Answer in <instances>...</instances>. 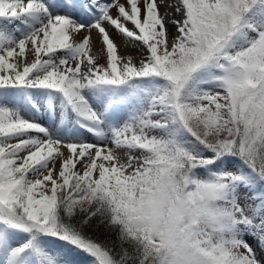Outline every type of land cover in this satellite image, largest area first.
Masks as SVG:
<instances>
[{
	"label": "snow or ice",
	"instance_id": "snow-or-ice-1",
	"mask_svg": "<svg viewBox=\"0 0 264 264\" xmlns=\"http://www.w3.org/2000/svg\"><path fill=\"white\" fill-rule=\"evenodd\" d=\"M78 257L264 264V0H0V264Z\"/></svg>",
	"mask_w": 264,
	"mask_h": 264
},
{
	"label": "bare ground",
	"instance_id": "bare-ground-1",
	"mask_svg": "<svg viewBox=\"0 0 264 264\" xmlns=\"http://www.w3.org/2000/svg\"><path fill=\"white\" fill-rule=\"evenodd\" d=\"M93 43H94V51L95 50H97V49H99V47H100V44H99V42H98V39H97V37H96V34L93 32ZM117 43L118 44H120V48H119V50L122 52V50H123V52L124 51H128V50H130L131 48H125L124 46H123V43H122V41L121 40H117ZM127 53V52H126ZM135 58V57H134ZM28 59L30 60V59H32V56H31V54H29L28 55ZM137 59V58H136Z\"/></svg>",
	"mask_w": 264,
	"mask_h": 264
},
{
	"label": "rangeland",
	"instance_id": "rangeland-1",
	"mask_svg": "<svg viewBox=\"0 0 264 264\" xmlns=\"http://www.w3.org/2000/svg\"><path fill=\"white\" fill-rule=\"evenodd\" d=\"M126 52H127V53H126ZM119 54H120L121 56H126V55L131 54V55H133L135 58L139 59L138 54H137L133 49H130V50H128V51H124V52H123V50H122V52L119 50Z\"/></svg>",
	"mask_w": 264,
	"mask_h": 264
},
{
	"label": "trees",
	"instance_id": "trees-1",
	"mask_svg": "<svg viewBox=\"0 0 264 264\" xmlns=\"http://www.w3.org/2000/svg\"><path fill=\"white\" fill-rule=\"evenodd\" d=\"M78 258H80L81 260L85 262V264H87V259L85 257H78Z\"/></svg>",
	"mask_w": 264,
	"mask_h": 264
}]
</instances>
